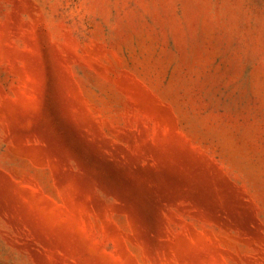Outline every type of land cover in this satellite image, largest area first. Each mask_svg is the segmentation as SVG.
Masks as SVG:
<instances>
[{"label":"rangeland","instance_id":"obj_1","mask_svg":"<svg viewBox=\"0 0 264 264\" xmlns=\"http://www.w3.org/2000/svg\"><path fill=\"white\" fill-rule=\"evenodd\" d=\"M0 264H264V0H0Z\"/></svg>","mask_w":264,"mask_h":264}]
</instances>
